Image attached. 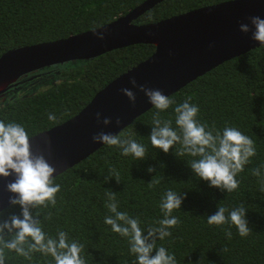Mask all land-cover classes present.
<instances>
[{"label": "trees", "instance_id": "16d2710c", "mask_svg": "<svg viewBox=\"0 0 264 264\" xmlns=\"http://www.w3.org/2000/svg\"><path fill=\"white\" fill-rule=\"evenodd\" d=\"M144 0H0V56L12 48L66 38L113 21ZM227 0H163L141 15L140 24L156 22L199 7ZM152 44H135L106 52L89 60L68 61L39 69L20 77L0 95V120L24 126L29 137L58 125L77 114L107 83L148 58ZM191 97L199 107L197 119L210 128L235 127L255 141L256 155L244 166L233 192L209 187L197 177L188 163L190 155H179L176 144L164 153L153 148L151 134L154 107L138 116L118 135L131 138L147 149L144 160L123 156L116 147L101 146L76 165L56 176L61 185L56 206L33 209L39 213L43 230L50 236L68 233L70 240L84 245L86 264H134L127 238L104 223L112 215L105 206L106 190L116 194L118 210L140 220L145 233L164 218L161 198L168 190L186 193L180 209L172 215L180 224L171 236L157 240L174 254L177 264H264V47L234 57L206 72L169 96L174 103L160 113L175 125L176 105ZM56 116L55 121L48 114ZM155 169L149 173V167ZM260 168L261 177L252 174ZM109 169L119 172V183ZM152 179L159 181L152 187ZM252 229L241 237L234 225L210 226L207 216L218 207L229 210L241 205ZM0 221L19 206H7ZM51 213L50 219H45ZM227 216L228 213L226 212ZM232 233L229 239L225 232ZM5 264H54L51 256L33 253L28 260L5 250ZM154 254V253H153Z\"/></svg>", "mask_w": 264, "mask_h": 264}, {"label": "clouds", "instance_id": "9594fccd", "mask_svg": "<svg viewBox=\"0 0 264 264\" xmlns=\"http://www.w3.org/2000/svg\"><path fill=\"white\" fill-rule=\"evenodd\" d=\"M249 20L252 27L241 23L239 30L243 33L251 31V38L264 47V19L252 16ZM99 38L104 37L99 34ZM130 83L133 87L138 86L134 78ZM138 87L156 109L149 136L153 148L168 153L176 144H180L179 155L198 157L189 161L188 165L199 179L208 182L209 187L228 193L235 191L239 187L237 175L244 170L250 158L256 155L255 141L235 127L225 125L222 130H218L214 125L210 128L206 123H201L197 119L199 107L190 102L191 97L174 108L176 128H173L172 121L162 119L160 113L167 110L174 101L159 89L143 85ZM120 91L135 104L136 95L133 91L127 88ZM101 116L100 112L96 113L98 123L102 122L105 126L111 123L110 118L101 119ZM48 119L55 121L56 116L49 113ZM116 124H120L119 119ZM29 139L21 124L0 120V178L15 177L6 188L14 194L9 198L10 205L21 209L19 215L13 214L9 219L0 221V264H5V250L28 260L32 259L33 253H41L51 256L54 264H86L81 255L84 251L83 244L70 240L65 231H58L54 237L48 235L43 230L39 213L33 214V209L56 206V195L60 192L61 185L54 182L56 169L44 155H33ZM92 141L116 147L123 156L132 155L137 160H144L146 157L147 149L144 145L131 138H122V135L100 131L92 136ZM147 171L152 173L155 169L150 166ZM109 173L105 177L106 182L112 178L120 182L119 172L109 169ZM252 174L261 177L260 168L253 169ZM155 183L159 181L152 179L149 187ZM261 185V191L264 192V179H261ZM106 196L108 202L105 206L112 215L106 216L104 223L111 226L114 233L127 238L129 251L136 258L134 264H177L175 255L170 254L163 246L157 248L156 242L171 236L169 230L180 224V220L172 213L181 208L186 193L180 195L172 190L166 191L159 205L164 218L156 222L158 226L148 227L146 233L140 227L138 218H132L126 212L118 210L114 192L106 190ZM246 213L243 204L231 210L220 206L215 214L207 216V223L210 226L234 225L238 234L246 237L252 230ZM2 215L3 212L0 211V216ZM50 218L51 213L45 217ZM225 235L230 239L232 233L228 230Z\"/></svg>", "mask_w": 264, "mask_h": 264}, {"label": "water", "instance_id": "95a60500", "mask_svg": "<svg viewBox=\"0 0 264 264\" xmlns=\"http://www.w3.org/2000/svg\"><path fill=\"white\" fill-rule=\"evenodd\" d=\"M163 0H144L111 22L53 41L23 45L0 56V95L20 77L33 71L68 61L89 60L106 52L135 45L152 44L154 52L100 89L73 117L41 131L29 142L33 155H44L58 176L95 152L102 143L92 136L100 131L118 135L134 119L150 108L139 85L159 89L165 96L234 57L260 47L252 32L239 30L249 17L264 19V0H227L177 14L156 22L140 24L136 20ZM254 30V29H253ZM103 35V39L99 38ZM135 79L137 87L130 83ZM136 95L133 105L120 89ZM107 117V126L96 120V113ZM120 124H116V120ZM14 176L0 178V211L10 205L14 194L7 184Z\"/></svg>", "mask_w": 264, "mask_h": 264}]
</instances>
